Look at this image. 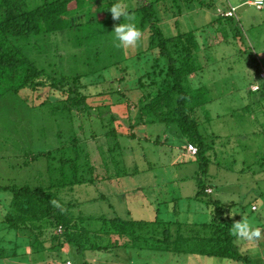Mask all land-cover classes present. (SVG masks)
Instances as JSON below:
<instances>
[{
	"label": "trees",
	"instance_id": "1",
	"mask_svg": "<svg viewBox=\"0 0 264 264\" xmlns=\"http://www.w3.org/2000/svg\"><path fill=\"white\" fill-rule=\"evenodd\" d=\"M81 1L47 0L41 6L29 9L26 8L25 0H0V99L6 94H18L27 89L35 92L47 89L54 93L45 94V97L49 99L55 96L59 99L63 105L60 104L58 109L64 114L67 111L72 113L75 109L77 116L83 118L87 114L92 120V112L97 111L103 132L105 129L108 132L101 134L103 137L95 134L87 141L101 137L104 144V136L106 139H114V146L107 140V144L105 142L108 147L105 157L108 160L96 158V155L89 152L86 161H83L80 148L71 153L68 146L58 149L60 158L57 160L58 169H54L55 184L38 187L29 184L11 185L2 188L12 196L9 202L0 201L4 209L3 221L0 223V264L4 261L11 264L30 263L29 255L41 256L44 264H66L68 260L72 264H149L147 260L136 262L132 249L139 254L145 250L151 251L160 257H163V253H173L253 264V259L243 253L237 243L240 235L233 231L240 219L237 208L240 207L241 214L247 208L245 210L238 206L235 201L224 203L211 197L207 190L212 185L203 184L199 173L195 198L205 204L213 216L210 220L198 223H184L163 217L148 221L132 214L130 219L95 218L80 210L79 201H68L59 192L62 187L66 189L69 186L72 189L76 185L118 181L125 177L123 175H130L124 155H120V159H109L108 153L112 157L117 148H122V138H135V128L140 125H164L165 128L175 126L185 145L194 143L198 146V153L193 158L200 163L201 175L207 172L213 162L215 151L218 163L227 154L230 156L231 153L223 150L227 139L221 140L219 135L207 130L206 126L207 122L220 117V114L214 117L208 110V106L217 99L213 83L222 78L215 67L217 61H210L213 48L226 44L237 52V57L244 60V68L251 70L249 94L254 92L251 90L252 85L257 84L259 88L255 92L261 94L258 103L261 107L264 104V60L248 46L238 12L235 16L223 13L235 6L224 1L216 6L215 18L208 19L201 28L178 31L167 36L162 27L164 22L174 19L178 25V17L188 10L191 3L190 10L193 6L206 8L208 4L202 0H136V7L127 11L137 16L139 28L146 31L147 47L137 56L146 52L151 54L148 56V68L139 69L135 74L134 71L132 74L129 71L118 73L114 76L116 84L113 87H104L102 91L93 93L88 91L89 85L83 82L81 74L70 77L46 74L19 45L22 38L37 35L45 25L49 29L58 30V23L64 21L69 11L78 7ZM180 2H183L182 6ZM101 3L108 5L101 10L100 18L93 17L90 22L106 24L112 21L109 10L114 0ZM174 7H177V11ZM220 61L226 62V58L222 56ZM110 68H103L102 73L105 74ZM231 70L225 66L226 72ZM247 74L244 72V75ZM132 77L135 80L130 83ZM107 80L103 83L107 84ZM98 96L104 99L100 103H92L93 98L98 99ZM249 105L241 107L242 113H246ZM217 139L224 143L219 149L216 148ZM158 140L155 144L165 142L159 143ZM232 149L236 157L235 147ZM103 150L104 145L101 147L104 155ZM42 155L48 154L40 153L34 158ZM232 160L231 165L237 163L236 159ZM68 165L72 167L71 179H68L70 170H66ZM94 222L101 226H92ZM67 252L79 257L66 259L63 255Z\"/></svg>",
	"mask_w": 264,
	"mask_h": 264
},
{
	"label": "rangeland",
	"instance_id": "2",
	"mask_svg": "<svg viewBox=\"0 0 264 264\" xmlns=\"http://www.w3.org/2000/svg\"><path fill=\"white\" fill-rule=\"evenodd\" d=\"M25 1L26 8L34 9L47 0ZM202 1L208 6L206 8L193 6L190 10L191 3L188 10L183 11L184 14L178 17V25L175 24L174 19L164 22L162 27L165 34L172 36L178 31H193L201 28L208 19L215 18L214 10L218 4L228 2V0ZM230 1L239 6L237 12L242 21V33L248 46L264 60V6L258 9L250 4V1L254 0ZM101 2H109V0H82L78 7L69 11L64 21L58 23V30L49 29L45 25L37 35L22 38L19 45L29 58L45 70L46 74L69 77L81 74L83 82L89 85L88 91L93 93L102 91L104 87H113V84H116L114 76L118 73L129 71L132 74L134 71L135 74L140 71L139 69L148 68V56L151 54L146 52V54H140V57L137 56L147 47L146 31H142L137 45L118 48L116 46L118 42L113 39L112 31L115 25L125 22L123 18L112 19L106 24L90 22L93 17L100 18L101 10L108 5ZM115 3H120L126 10L136 7V0H114ZM179 4L182 6L183 2ZM195 4L196 1H194ZM174 10L177 11V7H174ZM130 16L133 18L131 22L138 26L137 16L133 14ZM211 52L210 61L214 63L217 61L215 67L220 71L222 78L213 83L214 95L217 99L214 104L208 106V110L214 117L218 114L220 117L214 118L210 123L207 122L206 126L207 130L219 135L221 140L227 139L223 150L231 154L221 159L219 162L221 165L216 162L215 151L213 162L207 168V172L203 173L204 175L200 174L201 166L196 160L176 166L177 164H173L175 157L169 149L173 142L166 140L169 144L168 147H164L166 151L159 150L160 147L155 144H148L149 125H140L139 128H135L137 133L135 138H122V148H117L112 157L108 153L109 159H120L119 156L124 155L128 163L126 169L130 175H123L125 177L118 181L98 182L86 186L76 185L72 189L69 186L66 189L62 187L59 188V192H62L68 201L75 203L79 201L80 210L87 216L130 219L133 215L148 219V191L152 194L156 190L155 185L161 188L165 185L164 194L168 202L175 198L176 204L173 201L170 202V210L165 204L161 218L183 222L192 219L205 220L204 213L197 212L202 210L205 204L195 198L199 187L197 181L199 173L203 184L213 186L214 193L209 194L211 197L220 199L224 203L235 201L239 204L238 206L244 207L245 210L247 208L244 217L248 218L240 219L237 223L247 221L250 231L259 229L260 235L253 236L251 239L239 236L237 243L243 253L249 252L254 261L253 264H259L264 262V104L261 107L258 103L261 94L255 92L257 84L252 85L251 90L254 92L249 94L248 80L252 78L251 70L244 68V60L237 57V52L233 48L222 44L218 48H213ZM222 56L226 58V62L219 63ZM245 57H247L246 54ZM225 66L233 70L226 72ZM105 67L111 68L104 74L102 69ZM244 72L248 74L244 75ZM105 79H108L107 84L103 83ZM134 80L135 78L132 77L130 83ZM48 93L54 92L47 89L38 92L27 89L18 94H6L0 99V201L1 199L5 202L10 201L12 194L2 189L7 186L29 184L38 187L55 184L57 181L54 169H58L57 160L60 158L58 149L62 146H68L69 153L76 152L75 149L80 148L79 153L83 161H86L89 152L96 155V158L102 157L108 160L105 157L106 149H108L105 142L107 140L114 146V139H106L107 137L104 136V144L101 142L103 140L101 134L108 131L105 129L103 132L97 111L92 112L93 121L87 114L83 118L77 116L75 109L72 113L67 111L64 114L61 109H58L62 102L55 96H50L48 99L45 97ZM114 98L116 99V95ZM102 99L104 98L96 99L95 97L92 103H100ZM247 105H249L248 110L242 113L241 107H247ZM95 134L101 137L94 141H87ZM158 141L161 143L165 141V138ZM216 142H218L217 149L223 147L224 143L220 140L217 139ZM103 145L104 155L101 151ZM160 146L163 147L164 144ZM233 146L237 152L236 157ZM40 153L50 155L34 158ZM154 159L156 163H153ZM232 159H236L237 163L231 165L234 161ZM71 169V165L66 167V170H70L68 179H71ZM99 173L101 174L102 171ZM39 178L41 181H38ZM162 182L165 184H161ZM210 188L209 186L208 189ZM254 198L259 206L258 211H253L251 207L250 200ZM3 214L4 209L0 203V223L3 221ZM258 215L262 216V225H259L261 222L257 225L254 223L255 216ZM98 224L94 222L92 226L100 227L101 224ZM131 251L138 263L147 260L149 264H205L206 262L223 264L220 263L221 260L215 261V258L204 261L199 257L187 258L189 255L184 254V257L175 259L169 254L166 257H160L147 250L142 251L141 254L134 249ZM67 253L62 254L66 259L79 257L77 254L72 256L70 252ZM28 258L31 259L30 263L27 261L28 263L25 262V264L45 263L42 262L44 259L41 256L29 255ZM258 258H262V261L257 260ZM2 263L11 264L5 261ZM69 263L72 264L70 260L66 262V264Z\"/></svg>",
	"mask_w": 264,
	"mask_h": 264
},
{
	"label": "crops",
	"instance_id": "3",
	"mask_svg": "<svg viewBox=\"0 0 264 264\" xmlns=\"http://www.w3.org/2000/svg\"><path fill=\"white\" fill-rule=\"evenodd\" d=\"M228 2L230 4H232V2L230 0H228ZM232 5L239 8L238 5H235V4H232ZM159 128H160V126L154 127V128L151 125L148 126V144L150 143V145H153V144H155V142L158 139L165 138V142L162 143V144H164L163 147H161L160 144H155V145L157 147H160V148H158L159 150L164 149L166 151V149L164 147L165 146L168 147L169 144L167 143V141L173 142L171 145V148H169L172 156L175 157V158H173V164H177L176 166H178V164L194 161V158H193L194 156H191L190 153H188L187 145H185L184 142L182 141V139L180 138V136L178 134V130L175 126H167L166 128L161 127L160 129ZM168 138H169V140H168ZM176 162H178V163H176ZM153 163H156L155 159L153 160ZM153 163H151V164H153ZM149 168H150V166H149ZM161 184H165V182H162ZM155 186H156V190L152 194H151V192L148 191V221H155L158 217H160L159 216L161 214L160 211L162 212V209L164 208L165 204L167 206H169L170 202L176 201V199L174 198L172 201L167 202L168 199L166 198V196L164 194L165 185L162 188L159 185H155ZM210 187L211 188L208 189L207 191L209 192V190H212V193L211 192H209V193L213 194L214 188H213V186H210ZM165 192H167V190ZM257 196L258 195L256 194V198H257ZM255 201H257V200H255V198H254L253 200H250V203H252V209L254 211H258L259 206L257 205V203ZM254 207H256V209ZM237 209H238V214L240 216V219L245 220L248 218V217L247 218L244 217L246 212H243V214H241L242 210L240 209V207H238ZM168 210H170V206L168 207ZM197 212L198 213H204V215L206 216V219L205 220L204 219H192L188 222H190V223L205 222L207 220H210L213 216L211 210L206 205H204V208L202 210H197ZM254 220H255L254 223L256 225L259 222H261V224H259V225H262V216H259V215L255 216ZM246 239H248V238H246ZM168 254L170 256L174 257L175 259H179V257L182 258L185 256L184 254H173V253H163L162 256L166 257ZM245 254L250 256L249 252L245 253ZM194 257L198 258L199 256L198 255H189V257H187V258H194ZM250 257L252 258V256H250ZM203 259H204V261L205 260L211 261L213 258L205 257ZM214 260L215 261L221 260L220 263H223V264H241V263H237V262H234V261H231L228 259L215 258ZM257 260L262 261V258H258ZM205 264H208V263L206 262Z\"/></svg>",
	"mask_w": 264,
	"mask_h": 264
},
{
	"label": "clouds",
	"instance_id": "4",
	"mask_svg": "<svg viewBox=\"0 0 264 264\" xmlns=\"http://www.w3.org/2000/svg\"><path fill=\"white\" fill-rule=\"evenodd\" d=\"M258 3L264 4V0H258ZM109 11L112 14L113 20L123 18L125 21L115 25L114 30L112 31L113 39L118 42L116 46L118 48H125L137 45L142 35V31L136 23L131 22L133 18L129 15L126 8L120 3H115L111 6ZM233 231L240 236L247 237L248 239L260 235L259 229L250 231L249 223L247 221L236 223Z\"/></svg>",
	"mask_w": 264,
	"mask_h": 264
},
{
	"label": "built area",
	"instance_id": "5",
	"mask_svg": "<svg viewBox=\"0 0 264 264\" xmlns=\"http://www.w3.org/2000/svg\"><path fill=\"white\" fill-rule=\"evenodd\" d=\"M250 4L256 6L258 9H262L263 6H264V4L258 3V0L251 1ZM219 11L223 12L221 10H219ZM236 11H237V8L236 7H232V8H229L228 11L223 12V13L225 15H227V16H235L236 15ZM263 76H264V73H263ZM255 88L258 89L259 86L256 85ZM187 151H188V153H190L191 156H195L198 153V146L196 144H194V143H190V144L187 145ZM209 192H212V190H210ZM254 208L256 209V207H254Z\"/></svg>",
	"mask_w": 264,
	"mask_h": 264
}]
</instances>
